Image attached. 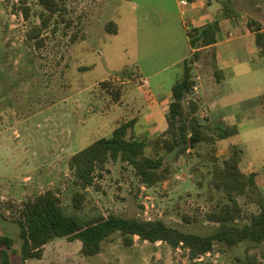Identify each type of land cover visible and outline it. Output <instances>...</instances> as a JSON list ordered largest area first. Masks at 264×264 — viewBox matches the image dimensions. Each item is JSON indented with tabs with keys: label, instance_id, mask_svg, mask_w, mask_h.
<instances>
[{
	"label": "rangeland",
	"instance_id": "1",
	"mask_svg": "<svg viewBox=\"0 0 264 264\" xmlns=\"http://www.w3.org/2000/svg\"><path fill=\"white\" fill-rule=\"evenodd\" d=\"M182 1L68 0L44 32L45 46L38 49L28 34L41 25L45 8L38 0H29L26 17L20 0H0V213L6 217L0 216V236L15 240L17 253L10 252V264H235L237 256L245 255L247 245H218L214 253L191 261L184 248L175 250L166 243L153 244L138 237L133 246L126 247L118 234L92 257L81 253L79 240L63 238L47 245L42 259L23 263L19 253L16 206L49 189H60L66 210L81 216L115 213L161 219L190 232L209 234L214 225L206 213L222 196L211 184L214 155L221 156L231 143H237L244 151L242 168L264 173V131L214 145L195 142L191 153L181 157L154 146L168 125L164 116L153 126L146 124L150 106L183 78L184 62L179 61L191 51L188 33L195 29L187 13L191 2L186 0L189 6L182 7ZM221 1L237 10L239 15L234 17L238 21L254 19L264 24V0ZM108 23L116 26L117 33L107 31ZM203 52L194 72L207 81L209 69L203 62L208 56ZM143 79L150 81L138 89ZM222 92L236 93L225 85L218 87V93ZM199 97L196 91L190 95L199 102L203 124L215 129L220 117L204 114ZM252 102L249 109L254 113L259 104ZM243 110L238 108L240 113ZM133 119L135 135L149 141L148 154L163 156L174 165L175 174L147 188L131 167L111 161L99 187L86 189L84 208L76 211L73 194L84 189L74 184L71 157ZM213 129L205 130L212 134ZM131 133L129 129L128 138ZM239 199L246 210L258 209L256 204H246L244 197ZM186 215L193 222L188 223ZM3 248L0 264H5Z\"/></svg>",
	"mask_w": 264,
	"mask_h": 264
},
{
	"label": "trees",
	"instance_id": "2",
	"mask_svg": "<svg viewBox=\"0 0 264 264\" xmlns=\"http://www.w3.org/2000/svg\"><path fill=\"white\" fill-rule=\"evenodd\" d=\"M20 1V9L29 17V0ZM38 1L46 12L41 14V25L34 27L28 38L35 40L36 47L41 49L46 43L44 32L49 29L53 17L64 11L68 0ZM227 5L226 3L223 6L226 17L239 15L237 10H230ZM247 24L248 28L255 32L256 47L260 55L264 56L263 24L254 19ZM106 29L108 32L117 33L113 23H108ZM219 31L220 23L216 21L188 33L194 51L183 63V78L172 88V101L166 116L167 129L160 138L154 140V146L164 147L177 157L191 153V149L196 147L195 142L214 145L218 141L233 140L239 134L235 125L219 123L215 129L213 126H205L199 116V102L190 99L197 85L194 69L202 60V52L217 43ZM106 84L107 82H102L103 86ZM116 95L119 97L120 92L117 91ZM262 103L264 104V95ZM135 123V119L122 122L110 137L94 141L71 157L69 166L75 177L74 184L84 189L73 194V206L76 211L84 208L86 189L99 187V180L109 171L107 165L111 161L122 162L125 167H131L138 182L147 188L155 187L173 177L174 165L163 156L148 154L149 141L135 135ZM206 127L214 130L212 134L205 130ZM129 129L132 133L128 138ZM243 154L241 146L231 143L226 151L220 152L221 156L214 155L211 184L222 196L206 213L207 221L214 225L209 234L190 232L169 225L161 219L124 217L115 213L81 216L66 210L60 189H49L28 197L16 206L14 221L21 228L19 253L22 261L26 263L30 259H42L46 246L55 238L72 242L79 240L82 243L81 253L92 257L100 254L104 243L118 234L126 247L133 246L135 238L138 237L141 241L153 244L166 243L175 250L184 248L188 251L191 261L214 253L218 245H247L245 255L237 256L235 264H264V182L262 174L243 171ZM240 197L246 199V204H256L258 209L246 210L240 202ZM0 216L6 219L2 213ZM185 220L188 223L193 222L189 215L185 216ZM0 246L5 247L1 249L4 263L10 264V252L17 253V249H14L15 240L2 235Z\"/></svg>",
	"mask_w": 264,
	"mask_h": 264
},
{
	"label": "crops",
	"instance_id": "3",
	"mask_svg": "<svg viewBox=\"0 0 264 264\" xmlns=\"http://www.w3.org/2000/svg\"><path fill=\"white\" fill-rule=\"evenodd\" d=\"M189 1L191 5L187 8V13L191 15L195 28H202L216 21L220 23L217 43L204 50L206 51L205 56H208V59L203 62L209 69V74L205 73L207 81H202L201 74H196L197 85L194 91L200 94L199 101L206 110L204 114L219 116L220 124L237 126L239 134L236 137L243 134L250 135L254 131H264V104L262 103L264 56L260 55L256 47L255 32L248 28L247 20L238 21L234 16L226 17L221 0ZM184 12L183 9L182 13ZM189 41L191 44V38ZM193 51L191 44L190 54L182 57L179 62H184L192 55ZM145 80L149 79L141 80L142 86H139L138 89L145 87L143 83ZM224 85L230 91L234 89L236 93H218V87ZM171 101L172 91L158 97L156 103L150 106L151 118L146 121V124L153 126L162 121V116L167 122L166 116L169 113ZM252 101L259 104L254 113L249 109L254 103ZM239 107H244L245 110L240 113ZM155 127L153 128L155 129ZM243 162L245 163V159H242L241 168ZM243 171L262 174L264 182V173L253 171L249 166Z\"/></svg>",
	"mask_w": 264,
	"mask_h": 264
},
{
	"label": "built area",
	"instance_id": "4",
	"mask_svg": "<svg viewBox=\"0 0 264 264\" xmlns=\"http://www.w3.org/2000/svg\"><path fill=\"white\" fill-rule=\"evenodd\" d=\"M188 4H189V3H188V1H186V0H183V1L181 2V5H182V6H187ZM148 82H149L148 80H145V81H144V84L147 85Z\"/></svg>",
	"mask_w": 264,
	"mask_h": 264
},
{
	"label": "water",
	"instance_id": "5",
	"mask_svg": "<svg viewBox=\"0 0 264 264\" xmlns=\"http://www.w3.org/2000/svg\"><path fill=\"white\" fill-rule=\"evenodd\" d=\"M191 143H192V141H191Z\"/></svg>",
	"mask_w": 264,
	"mask_h": 264
}]
</instances>
